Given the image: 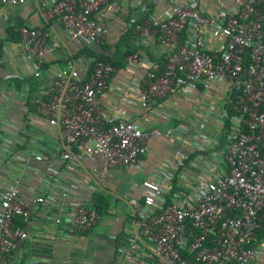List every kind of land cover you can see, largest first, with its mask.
I'll use <instances>...</instances> for the list:
<instances>
[{
	"label": "built area",
	"instance_id": "2783aa9c",
	"mask_svg": "<svg viewBox=\"0 0 264 264\" xmlns=\"http://www.w3.org/2000/svg\"><path fill=\"white\" fill-rule=\"evenodd\" d=\"M31 1L83 48L107 45L111 9L142 7V16L126 27L130 45L123 67L87 54L71 58L34 100L36 111L59 131L60 159L76 165L101 157L99 180L140 165L157 138L173 144L170 166L142 183L133 240L117 249L121 262L264 264V0H212L213 12L205 0H153L163 6L157 14L145 0H0V7ZM18 32L21 52L33 57L40 78L55 49L51 31ZM150 45L168 51L151 59L140 51ZM137 68L143 76L134 92L143 111L154 115L159 102L182 95L193 99L197 114L162 132L104 111L100 98L114 76ZM20 185L16 179L0 190V264H19L33 215L47 204L43 195L24 198ZM71 212V234L90 232L101 220L81 202Z\"/></svg>",
	"mask_w": 264,
	"mask_h": 264
},
{
	"label": "crops",
	"instance_id": "0c3cea01",
	"mask_svg": "<svg viewBox=\"0 0 264 264\" xmlns=\"http://www.w3.org/2000/svg\"><path fill=\"white\" fill-rule=\"evenodd\" d=\"M152 1H144L149 5L150 13L163 11L162 5H154ZM205 4L211 12L215 10L212 0H205ZM124 5V10L111 9L108 51L89 46L96 54L120 59L126 46L130 45L126 27L130 18H139L143 11L142 7L133 9L134 3ZM20 27L51 31L50 44L55 49L47 54L40 78L34 75L33 57L23 54L19 41L9 35L11 29H16L19 35ZM0 38V190L10 189L16 179H21L20 191L24 198L43 195L47 200V204L33 215L30 236L20 252L19 264L33 261L43 264H124L118 258L117 249L133 240L143 203L142 183L170 166L173 144L165 138L151 141L140 165L114 169L102 180L97 176L102 164L99 156L76 165L63 161L60 159L63 149L59 131L36 111L34 100L48 90L57 70L66 67L71 58L79 57L85 48L70 40L62 24L48 23L36 1L19 7H0ZM140 51L154 59L168 49L150 45ZM142 76V68H137L133 74H116L113 87L100 98L102 109L124 121L137 122L143 130L159 129L162 132L197 114L193 99H184L182 95L159 102L154 115L143 111L134 92ZM130 86L125 94V87ZM197 120L200 119L197 117ZM184 140L188 144L189 135ZM39 155L43 161H36ZM77 202L101 215L100 222L90 232H69L71 206Z\"/></svg>",
	"mask_w": 264,
	"mask_h": 264
},
{
	"label": "trees",
	"instance_id": "16d2710c",
	"mask_svg": "<svg viewBox=\"0 0 264 264\" xmlns=\"http://www.w3.org/2000/svg\"><path fill=\"white\" fill-rule=\"evenodd\" d=\"M16 29H11L9 30V35L15 37L20 45H21V40H20V34L18 35L16 32H15ZM103 50L105 51H108V47L105 45V46H102ZM83 54H87L88 56L90 57H95L97 59H101V60H104V61H107V62H110L111 64L115 65L116 67L118 68H121L124 66V63L122 62V58L121 59H116V57H108V56H105L103 54H96L94 51H92L91 49H89L88 47H85V50H83L81 52V54H79L78 56H82ZM263 234H261V237H262Z\"/></svg>",
	"mask_w": 264,
	"mask_h": 264
},
{
	"label": "water",
	"instance_id": "95a60500",
	"mask_svg": "<svg viewBox=\"0 0 264 264\" xmlns=\"http://www.w3.org/2000/svg\"><path fill=\"white\" fill-rule=\"evenodd\" d=\"M235 89L232 91V94L230 96V100H233Z\"/></svg>",
	"mask_w": 264,
	"mask_h": 264
}]
</instances>
